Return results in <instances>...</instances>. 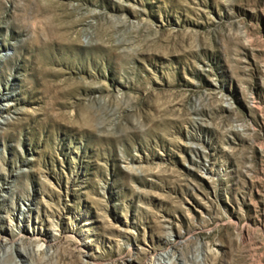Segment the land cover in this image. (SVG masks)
Listing matches in <instances>:
<instances>
[{
	"label": "rangeland",
	"instance_id": "rangeland-1",
	"mask_svg": "<svg viewBox=\"0 0 264 264\" xmlns=\"http://www.w3.org/2000/svg\"><path fill=\"white\" fill-rule=\"evenodd\" d=\"M6 245L264 264V0H0Z\"/></svg>",
	"mask_w": 264,
	"mask_h": 264
},
{
	"label": "bare ground",
	"instance_id": "bare-ground-1",
	"mask_svg": "<svg viewBox=\"0 0 264 264\" xmlns=\"http://www.w3.org/2000/svg\"><path fill=\"white\" fill-rule=\"evenodd\" d=\"M39 250L35 252V255L38 254ZM13 253V247L6 245L5 248L0 247V264H15V263H8L6 258ZM42 254V252L40 253ZM162 260V259H161ZM163 261L165 264H170L171 257L169 255H164Z\"/></svg>",
	"mask_w": 264,
	"mask_h": 264
}]
</instances>
